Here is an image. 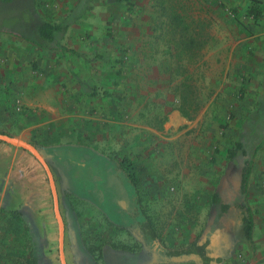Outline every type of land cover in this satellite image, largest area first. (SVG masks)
Instances as JSON below:
<instances>
[{
    "label": "rangeland",
    "instance_id": "1",
    "mask_svg": "<svg viewBox=\"0 0 264 264\" xmlns=\"http://www.w3.org/2000/svg\"><path fill=\"white\" fill-rule=\"evenodd\" d=\"M249 7L248 0H0L2 48L26 46L18 31L35 14L65 25L30 64L58 65L61 82L47 88L55 91L62 116L58 133L78 132L80 143L109 147L139 181L135 189L113 180L101 203L116 223L136 221L121 235L135 255H123L118 264L137 258L150 264L151 254L158 256L152 264H200L196 255L167 256L166 250L205 240L210 256L223 257L220 264H264V3L258 19ZM75 51L101 53L104 60L87 61ZM9 53L0 58L27 60L19 50ZM53 68L47 66L49 74ZM43 89L32 87L26 96ZM9 123L0 119V131L16 129ZM237 141L245 153L234 148ZM245 159L250 168L242 191ZM6 170L0 164V264H29L33 253L38 264H61L58 222L38 215L30 230L23 214L13 217L22 199L6 182ZM133 190L135 216L119 212L112 200H126ZM48 192L51 200L50 186ZM214 193L220 202H213ZM241 205L251 218L250 242L242 233ZM139 220L152 222L156 245L140 239ZM99 252L91 264H107Z\"/></svg>",
    "mask_w": 264,
    "mask_h": 264
},
{
    "label": "crops",
    "instance_id": "2",
    "mask_svg": "<svg viewBox=\"0 0 264 264\" xmlns=\"http://www.w3.org/2000/svg\"><path fill=\"white\" fill-rule=\"evenodd\" d=\"M40 19L47 21L44 17ZM34 20L27 22L30 24L35 22ZM28 35L26 37L18 35L26 41V46L21 48L0 47V55L10 54L9 52L15 55L16 50H19L27 56V60L24 59L22 65L14 63V56L11 57L10 62L9 59L0 58V119H9L8 127H11L12 123L16 128L12 132L6 130L4 134L35 146L50 169L64 224L63 253L66 262L68 264H91L93 252L96 250L99 252L98 248H100L101 253H99L105 257H103L105 263L118 264L123 255H135L132 251L133 247L124 243L121 235L128 233L136 221L126 225L116 223L101 208V203L108 197L113 180L120 184L128 180L118 169V161L111 157L109 147L98 149L97 140L91 142L87 139L80 143L78 132L72 131L70 138L58 133L61 132L62 116L54 108L57 102L55 91L51 89L47 91V88H55L61 82L56 74L58 65L53 61L49 65L38 63L37 68L32 69L30 65L32 57L36 58L37 54H42L48 47L32 39L37 38L36 36ZM54 36L57 40L56 32ZM75 52L81 55L78 56L73 52L78 57L86 56L91 60H96L92 59L94 55L89 57L85 52ZM32 65L34 66V63ZM47 66L54 67L55 71L49 74ZM32 87L44 89L31 99L30 96H26V90H31ZM48 92L53 94L49 100L46 96ZM17 103H20V107ZM36 106L39 110H36ZM178 120L182 122L181 117ZM90 151L97 159L95 164L88 159ZM0 164H6L5 180L7 183H13L22 199L21 208L18 210L28 222L32 223L30 230H34L33 220L38 215H43L50 225L57 223L52 214L54 210L50 201L53 198L51 196L50 200L46 172L34 156L18 146L0 141ZM126 197H128L127 201L124 199L126 202L123 199L120 200L118 195L113 196L112 200L117 203L119 212L137 215L135 214L134 190ZM99 221H104L102 229L98 226ZM141 223H139L140 239H145L147 244H155L157 238H150L149 233L142 229ZM151 228L157 236L153 225ZM69 232L73 233L71 235L74 238V245L72 238L66 235ZM121 248H126L127 251H122ZM53 255L55 256V253H50L48 257L51 258ZM152 257L151 254L150 264L158 260V256ZM137 259L128 260L126 264H142L140 258Z\"/></svg>",
    "mask_w": 264,
    "mask_h": 264
},
{
    "label": "trees",
    "instance_id": "3",
    "mask_svg": "<svg viewBox=\"0 0 264 264\" xmlns=\"http://www.w3.org/2000/svg\"><path fill=\"white\" fill-rule=\"evenodd\" d=\"M117 1H129V0H117ZM248 1L250 2V7L248 8L247 13L251 15L254 19H258L262 17L263 15L262 4L264 3V0H248ZM33 19H35L34 20L35 22H31L30 24L29 22L28 23L23 22L24 30L18 31L19 32L18 34L23 37H26L27 34H29L28 36H31V37L36 36L37 38H32V39L36 40L42 46L52 47L54 42H57L54 36L55 32H63L65 29V25L55 26L43 19H40V17L37 14L34 15ZM74 53H76L78 56H81L77 52H74ZM83 58H85L86 60H91L90 58H87L86 56H83ZM92 59L102 60L104 59V55L96 53L94 54ZM0 133H3V132L0 131ZM243 147L244 145L242 144V142L237 141L234 148L236 150L241 149L242 153H245V149ZM231 154L233 156V151L231 152ZM234 155H235V151H234ZM126 161L127 160L125 158L119 160L118 169L136 189L139 181L135 177L134 172L129 170L130 166H128L129 164ZM249 168H250L249 160L247 159L243 160V166L241 169V179H240V189L242 191L244 190L245 183H246V180L249 174ZM213 202H220V198L218 197V194L216 193L213 194ZM221 207L222 209H226L227 205L221 204ZM240 208H241L240 219H241L243 237L246 242H250L251 241V237H250L251 218L249 216L248 209L245 206L241 205ZM1 210H3V208H1ZM10 213L13 217H18V216H21L22 214L18 210H11ZM141 226L144 232L149 233L150 238L154 239L156 237V234L151 228V223L149 221L142 222ZM207 245H208V240H205L201 244L194 242L188 245L187 247H183L179 249H167L166 255L167 256L196 255L200 260V264H220L221 261L223 260V257L222 256H219V257L210 256L206 248ZM32 252H34V248H32ZM29 264H38L37 257L34 255V253L31 257Z\"/></svg>",
    "mask_w": 264,
    "mask_h": 264
},
{
    "label": "water",
    "instance_id": "4",
    "mask_svg": "<svg viewBox=\"0 0 264 264\" xmlns=\"http://www.w3.org/2000/svg\"><path fill=\"white\" fill-rule=\"evenodd\" d=\"M0 141L14 145V146H18V147L28 151L29 153H31L34 156V158L44 168L46 175L48 177L49 186H50L51 192H52L54 214H55V217H56L57 222H58L60 261H61V264H66L65 259H64V253H63L64 224H63V220H62V217H61V214L59 211L58 198H57L56 188L54 185V180L52 178V174L50 172L48 165L45 163L43 157L40 155L39 151L35 148V146H33L32 144H30L28 142L21 140V139H18L14 136L4 134V133H0Z\"/></svg>",
    "mask_w": 264,
    "mask_h": 264
},
{
    "label": "built area",
    "instance_id": "5",
    "mask_svg": "<svg viewBox=\"0 0 264 264\" xmlns=\"http://www.w3.org/2000/svg\"><path fill=\"white\" fill-rule=\"evenodd\" d=\"M18 107H20V105L17 103Z\"/></svg>",
    "mask_w": 264,
    "mask_h": 264
}]
</instances>
